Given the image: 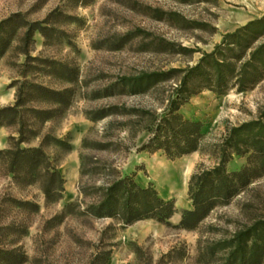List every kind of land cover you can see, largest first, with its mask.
I'll list each match as a JSON object with an SVG mask.
<instances>
[{
  "label": "rangeland",
  "instance_id": "rangeland-1",
  "mask_svg": "<svg viewBox=\"0 0 264 264\" xmlns=\"http://www.w3.org/2000/svg\"><path fill=\"white\" fill-rule=\"evenodd\" d=\"M14 13L46 21L48 34H34L29 54L58 61L69 72L60 76L39 60L24 66L25 28L19 29L0 58V108L15 103L12 83L23 80L26 69L28 80L72 88L74 96L62 114L39 123L38 135L22 144L43 143L64 178L61 198L47 201L40 176L29 184L14 180L0 158V250L25 255L20 264H221L227 251L210 257L209 247L264 219V175L212 209L195 229L177 225L182 211L192 208V175L219 164L229 128L259 117L264 79L246 91L192 96L180 112L200 121L205 136L198 150L174 159L140 147L178 79L143 93L122 92L115 84L124 76L195 65L227 32L262 17L264 0H0V21ZM10 136H19L17 126H1L0 150L10 147ZM246 163L247 156L233 153L227 169ZM110 167L173 199L177 212L170 223L149 218L125 225L94 217L88 210L96 199L93 186L107 181Z\"/></svg>",
  "mask_w": 264,
  "mask_h": 264
},
{
  "label": "trees",
  "instance_id": "trees-1",
  "mask_svg": "<svg viewBox=\"0 0 264 264\" xmlns=\"http://www.w3.org/2000/svg\"><path fill=\"white\" fill-rule=\"evenodd\" d=\"M45 22H30L21 13H14L1 20L0 58L18 30L25 28L22 39L27 61L24 66H30V60H39L60 76L67 74L69 71H66L68 68L64 64L37 59L29 54L34 34L37 31L44 36L48 34ZM262 36L264 15L227 32L222 41L211 52H205L195 65L121 77L115 85L122 92L126 90L130 93H143L162 82L178 79L168 96L164 113L154 120L150 128L151 134L140 150L162 151L170 159L198 150L205 136L203 125L198 120L184 117L180 112L181 107L203 90L217 94H226L233 88L246 91L263 80L264 40L256 44ZM27 72L26 69L23 80L17 79L12 83L17 88L15 103L0 108V127L16 125L19 134L18 137L10 136V147L0 150V158L5 161L8 172L16 181L29 184L39 176L42 177V188L47 201H55L61 198L64 190L63 176L52 166L43 143L26 147L22 144L29 143L38 135L39 123L64 112L73 100L74 90L55 89L43 83L32 82L26 78ZM69 80H74V77H69ZM31 102H48L52 105L29 106ZM107 114L105 111L95 118H102ZM233 153L247 156V163L239 170L229 171L227 163ZM82 172H85L84 169ZM105 175L108 176L106 182L93 186L96 199L88 210L94 217L115 218L125 225L149 218L169 224L171 217L177 212L175 201L162 197L153 184L141 186L135 181L134 175H123L111 167ZM261 175H264V108L257 119L228 129L220 145L218 165L192 175L189 184L192 208L182 211L177 226L195 229L212 209L229 203ZM220 251H227L221 264H261L264 258V219L238 231L230 239L213 244L207 254L213 257ZM25 258V255H19L14 250H0L1 264H20Z\"/></svg>",
  "mask_w": 264,
  "mask_h": 264
},
{
  "label": "bare ground",
  "instance_id": "bare-ground-1",
  "mask_svg": "<svg viewBox=\"0 0 264 264\" xmlns=\"http://www.w3.org/2000/svg\"><path fill=\"white\" fill-rule=\"evenodd\" d=\"M242 16V15H241ZM191 167V166H190ZM188 168V167H187ZM192 168V167H191ZM182 170H183V167H182ZM185 171V170H184ZM190 171V168H188V170H187V173ZM165 175H166V173H165ZM188 175V174H187ZM185 176V175H184Z\"/></svg>",
  "mask_w": 264,
  "mask_h": 264
},
{
  "label": "crops",
  "instance_id": "crops-1",
  "mask_svg": "<svg viewBox=\"0 0 264 264\" xmlns=\"http://www.w3.org/2000/svg\"><path fill=\"white\" fill-rule=\"evenodd\" d=\"M5 101V100H4Z\"/></svg>",
  "mask_w": 264,
  "mask_h": 264
}]
</instances>
